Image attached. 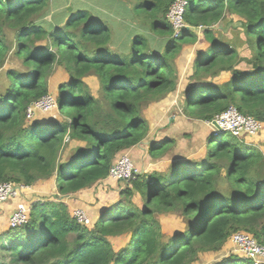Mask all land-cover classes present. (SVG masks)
<instances>
[{
  "label": "trees",
  "instance_id": "trees-1",
  "mask_svg": "<svg viewBox=\"0 0 264 264\" xmlns=\"http://www.w3.org/2000/svg\"><path fill=\"white\" fill-rule=\"evenodd\" d=\"M101 1L104 8L113 4ZM128 1L130 16L143 22L121 43L123 32L99 19L95 6L74 4L67 12L62 0H0V70L11 50L7 29L14 33L15 54L31 69L6 71L0 87V184L30 187L54 178L64 198L107 179L113 163L147 138L150 105L178 90L184 47L199 44L200 26L209 47L197 50L177 108L211 121L235 105L264 123V0H188L190 27L179 38L167 18L175 0ZM53 8L58 14L44 20ZM234 15L252 50L249 59L239 42L215 36ZM58 68L70 78L56 96L63 119L29 121V106L49 94ZM223 72L228 80L212 82ZM88 76L99 79L97 96ZM214 134L203 160L178 161L172 175L153 171L125 184L92 228L79 224L62 200L33 202L27 222L0 233V264H192L201 253L220 251L237 230L264 244V153L246 135L222 141L224 133ZM168 147L151 143L149 152L157 156ZM137 195L142 207L134 202ZM168 214L180 215L185 229L167 234L161 218ZM124 234L129 243L116 251L111 237ZM213 264L253 263L229 256Z\"/></svg>",
  "mask_w": 264,
  "mask_h": 264
},
{
  "label": "rangeland",
  "instance_id": "rangeland-1",
  "mask_svg": "<svg viewBox=\"0 0 264 264\" xmlns=\"http://www.w3.org/2000/svg\"><path fill=\"white\" fill-rule=\"evenodd\" d=\"M62 1L67 3L66 7L68 9H69V7H72L71 10H69L67 12L73 11V9H74L73 5L74 4L80 3L82 5L95 6V8L100 10L99 13H96V14H99L101 16V17H99V19L108 20L110 22L111 27L113 29H115L116 32L117 31L123 32V34H122L123 39H121V43L126 39L125 37H127V35L131 32L134 25L139 26V24H142V22H143V18L141 16H138V15L130 16V13H131L130 9H131L132 3L128 0H123V2L125 4H123L119 7H117V4L114 3L112 0H109V2H112L113 4L108 3L107 7H105V8L102 6V4H103L102 1H101V4L97 3L98 0H62ZM93 10H94V8H93ZM56 12H58V11H56ZM57 14L58 13H55V8H53V11H49L46 15V18L44 17V20H52V19H54V16ZM108 17L113 18L114 20H110ZM232 17L233 18H229V19H232V21H233L232 24H227L226 22H224L223 25H224L225 29L224 28L222 29V28L217 26L218 27L217 29H219V30L215 32V36H217V38H221L223 43H234V41L239 42L240 46L243 45L241 47V51L244 53L243 55H245L246 58L247 57L251 58L252 50H251V48H249L248 43L244 42L246 35L241 32V28H242L241 26L242 25L240 22L241 21L240 17L238 15H234ZM236 30H239L241 32V34H239V35L236 34L235 33ZM198 33L201 35L202 34L201 30L198 31ZM6 34H7L8 39H9V45L11 47V50H10L9 54L7 55V59H6V63L4 65V67L0 70V76H2V77H0V87L3 86L2 83H3V80L6 79V71H8V70H22V72H26V73L31 72L30 67L23 64V58L19 57L15 54L16 47H15L13 31L7 29ZM156 39H160V37L156 36ZM37 43L44 44V43H46V41L45 40H39ZM204 43H206V46L208 48L209 44L207 42H203L201 44L202 47H203ZM156 44H157V40L155 41V45ZM191 47H195V46H191ZM207 48H206V50H207ZM115 50H117V48H115ZM190 50L191 49L189 46L184 47V50H183L184 52H183V55L181 58L185 59L187 57L186 60L191 59L196 53L189 56L188 52H190ZM191 52H193V51H191ZM249 58H247V59H249ZM247 66L249 68L252 67V66L248 65L247 63L242 62V68H246ZM229 74L230 73H224V74L222 73V75H220L217 79H213L212 82H215V83L223 82L229 78ZM69 79H70L69 74L66 72V70L64 68H58L56 70V72L50 77V80H49L50 92H49V94H52L53 96L56 97L58 95L57 93H58L59 84L64 82V81H68ZM85 81L91 87L92 92L97 96L99 94V91H100V82H99L98 77L97 76H88L85 78ZM185 84L186 83L184 82L183 85L185 86ZM180 99L181 98L178 97V98H176V100L174 99L173 101H178ZM151 106L152 105H150V107ZM232 106L236 107L235 105H232ZM236 108L238 109V107H236ZM176 112L180 113L181 111L178 108ZM174 115H176V114H174ZM56 119H63V117L59 114V108H54L52 111H50L48 113L38 112L37 115L31 120V122H33L35 120L47 122V121L56 120ZM189 120H193V119L190 118ZM214 121L216 122V120L206 121L204 123L201 122L203 130L207 133H203L202 135H199V136L196 135V137L200 139L201 136L208 134L210 131H211L210 134H212V133L214 134V131L218 128L217 122L215 125ZM161 123L163 124V122H161ZM263 125H264V123H263ZM190 129H193V132H190L192 135L188 136L187 135L188 133L183 134V135L182 134L178 135L176 138H178L179 141H176V140L169 141L171 143V146H169L166 149V151H164V152L159 151L157 153L158 154L157 156H152L148 150V152H146L147 157L145 159V163L148 159V156L151 158L163 157V156H165V154H167V152L173 150L176 146L178 148L177 149L178 152H183L185 150H189L190 147L191 148L194 147V145L196 144L195 143L194 127L190 128ZM262 132H263V130L261 129L260 133L258 135H256V136H258V137H256L257 139L259 138V136ZM210 134H208V136H207V144H208V138L210 137ZM231 134H230V132L224 133V135H222V138L220 140H222V141H225L228 139L232 140L233 139L232 136L234 134H233V132ZM246 136L250 137L248 134ZM249 139H251V138H249ZM220 140H218V141H220ZM255 141H253V139L251 141H249L247 139V142L250 145L257 147L258 149H260L264 153V140L259 139L257 142H255ZM163 142L169 143L168 141H161L159 143H163ZM128 154L132 158L134 163L135 162L138 163L136 161V159H134V157L130 154V152ZM140 162H144V161H142V159H141ZM136 163H135V165H136ZM145 167L152 168L153 165L152 164H145ZM141 168H142V166L139 165L138 169L141 171V173H144V172H142L143 168L142 169ZM171 168H172V166L167 171V173L169 175H172L174 173V171H170ZM110 179H113V178H110ZM50 180H52V179H48L44 182L48 183V181H50ZM113 180L120 182V180H117V179H113ZM131 182L132 181H123L120 183L122 186H125V184L131 183ZM36 187H38V186H35V188ZM221 190L224 191L223 189H221ZM113 191H114V187L111 188L110 185H108V189H106V188L99 189L98 186L94 187V188L92 187V189H90V192H89V197H86L87 195L80 197L81 192H78V195H79L78 198L74 197L73 201H78L77 199H79L80 201H82L83 205H85V206L90 205L91 206L90 209H92V207L100 201L101 203H103L102 208H104V210H105L108 208L107 207L108 205L114 204L115 199H117L118 194L116 192H113ZM59 197H61V196H59ZM15 199L18 200L19 198H15ZM134 202H136V204L139 205L140 207L143 206V200L138 195H137V197L134 198ZM90 209H89V211H90ZM70 213H71V208H70ZM97 213H98V211H97ZM88 214L91 218V224L87 227L92 228L94 226L93 224L96 222L95 216H94V213H92V214L88 213ZM1 215L2 216H0V232H4L10 228V217L9 218L5 217L6 215H4V212H2ZM7 218H8V220H7ZM161 221H162L164 231L169 235H175V234H177V233H179L185 229V221L178 214L165 215L161 218ZM237 232H247V231H244V230L234 231L231 234V237H229L228 241L226 242V244L223 246V248L220 251L201 253V257H199L198 261H195L192 264H213V263H215L219 260H222L223 258H227L229 256H238L240 258H244L243 254L240 252L238 247L232 242V236ZM247 233H249V232H247ZM249 234H251V233H249ZM71 239H73V238L71 237L70 240ZM255 239L257 240V238H255ZM129 240H130V234H124V235L117 236V237H111L112 244H113L114 248L116 249V251L125 247L129 243ZM7 255L8 254L6 252L4 256L7 257Z\"/></svg>",
  "mask_w": 264,
  "mask_h": 264
},
{
  "label": "crops",
  "instance_id": "crops-1",
  "mask_svg": "<svg viewBox=\"0 0 264 264\" xmlns=\"http://www.w3.org/2000/svg\"><path fill=\"white\" fill-rule=\"evenodd\" d=\"M198 35H199V44L197 43L195 47H190L191 50L190 52H188L189 56L196 53L197 50L205 51L207 48L206 43L203 44V47L201 45L203 43L201 42L202 34L200 35L198 33ZM195 55L191 59H188V60L185 59L179 64L180 81H179L178 90L170 93L169 96L163 99L162 101L151 104L152 106L148 108L147 117L150 121L148 136L146 139L143 140L141 144L137 145L136 147L128 151V153L130 152V154L138 162V163L135 162L136 166L137 167L139 165L142 166L143 168L142 172L144 173H149L152 171L167 172L170 169V167L178 161H181V160L183 161L187 159L188 160H201V159L203 160L207 156V152H208L207 136L208 134H210L211 131L208 134L201 136L200 139L196 137V135L199 136V135H202L203 133H207L203 130L202 123H201V122L204 123L206 121H200V120H194V119L189 120L190 118L182 114L183 107L179 108L181 112L177 113L176 111L178 109L177 108L178 101H173L174 99L176 100V98L179 97L180 93L183 90H185L187 85L189 84L188 77L189 75L192 74V68H191L192 60H194ZM224 73H228V72H223V74ZM229 78H230V74H229ZM184 82L186 83L185 86L183 85ZM161 122H163V124ZM192 127H194V133H195V143L196 144L194 145V147L192 148L190 147L189 150H185L183 152H178L177 151L178 148L176 146L173 150L167 152V154H165V156L163 157L151 158L148 156V159L145 163V159L147 157L146 152H148L151 143L161 142V141L169 142L171 140L179 141V139L176 138L178 135H181V134L183 135L186 133H188L187 134L188 136L192 135L190 133V132H193V129H190ZM256 137L258 136H250L249 138L251 139L248 138V140L251 141L253 139V141L256 140L255 142H257L259 139L264 140V128L259 138L257 139ZM168 145L171 146V143L169 142ZM141 159L144 162H140ZM145 164H152L153 167L152 168L145 167ZM44 181L46 180H40L36 182L34 185L23 189V193L18 200L12 199L2 204L0 206V216H2L1 213L4 212V215H6L5 217L9 218L10 215L13 213L14 209L16 208L17 203L20 201H25L28 203H33L35 201H42V202L52 201V202L57 203V201L59 202L60 200H62L68 205L69 210L71 208V213L72 211L78 208L85 209L87 211H89V209L91 208L90 205H86V206L83 205L82 201H80L79 199H77L78 201H73L74 197L78 198L79 196L78 193H76L75 195L64 197V198H59L60 194L58 192V187H57V184L54 178L48 181V183H45ZM120 182L110 179L109 177L107 179L102 180L99 184H97L94 187L98 186L99 189L101 188L108 189V185H110L111 188L114 187L113 192H116L118 194L117 199H115L114 201L116 202L119 200L118 191L124 187L121 185ZM35 186H38V187L35 188ZM90 189L80 191L81 192L80 197L84 195H87L86 197H89ZM102 204L103 203L99 201L89 211V213L91 214L94 213L95 220L98 219L101 212L104 210V208H102L103 207ZM110 206L111 205H108L107 207H110Z\"/></svg>",
  "mask_w": 264,
  "mask_h": 264
},
{
  "label": "built area",
  "instance_id": "built-area-1",
  "mask_svg": "<svg viewBox=\"0 0 264 264\" xmlns=\"http://www.w3.org/2000/svg\"><path fill=\"white\" fill-rule=\"evenodd\" d=\"M188 4V0H175L167 14L176 38L181 37L183 30L189 26L185 21V12ZM199 29H202V26ZM54 108H58V100L52 94H47L29 106L27 112L28 120L31 121L38 112L48 113ZM214 120L218 124V128L215 130L216 134H218L217 132H233L237 137L247 134L255 136L264 128L261 121L253 116L244 115L234 106L217 115ZM141 174L129 154L125 153L113 163L109 177L120 181H134ZM26 187L28 186L14 182L0 184V206L11 199L19 198ZM30 211L31 206L27 202H18L10 216V227H17L27 222L30 219ZM72 214L79 224L84 226L91 224V218L87 210L78 208L72 211ZM232 242L243 254L244 259L250 260L253 264H264V244L258 242L251 234L237 232L232 236Z\"/></svg>",
  "mask_w": 264,
  "mask_h": 264
},
{
  "label": "clouds",
  "instance_id": "clouds-1",
  "mask_svg": "<svg viewBox=\"0 0 264 264\" xmlns=\"http://www.w3.org/2000/svg\"><path fill=\"white\" fill-rule=\"evenodd\" d=\"M200 30H201V29H199V31H200ZM214 133H215V131H214ZM222 133H225V132H222ZM218 135L220 136V134H218ZM255 136H256V135H255ZM17 184H18V183H17ZM21 195H22V194H21ZM20 197H21V196H20ZM20 197H19V198H20ZM27 203H28V202H27ZM28 204L31 206L32 203H31V204L28 203ZM87 212H88V211H87ZM88 213H89V212H88ZM30 215H31V211H30ZM72 216H73V214H72ZM83 226H84V225H83Z\"/></svg>",
  "mask_w": 264,
  "mask_h": 264
},
{
  "label": "water",
  "instance_id": "water-1",
  "mask_svg": "<svg viewBox=\"0 0 264 264\" xmlns=\"http://www.w3.org/2000/svg\"><path fill=\"white\" fill-rule=\"evenodd\" d=\"M72 7H69V10H71ZM190 26L187 27V29H189ZM214 124L216 125V122L214 121ZM218 134H223L222 132H217Z\"/></svg>",
  "mask_w": 264,
  "mask_h": 264
}]
</instances>
